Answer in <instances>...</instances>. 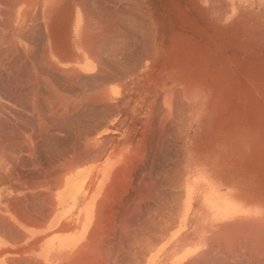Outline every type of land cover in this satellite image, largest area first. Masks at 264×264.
Listing matches in <instances>:
<instances>
[{
	"label": "crops",
	"instance_id": "1",
	"mask_svg": "<svg viewBox=\"0 0 264 264\" xmlns=\"http://www.w3.org/2000/svg\"><path fill=\"white\" fill-rule=\"evenodd\" d=\"M261 5L40 0L42 43L60 66L51 77L66 78L51 81L52 101L83 109L82 148L43 181L42 136L10 127L26 116L0 133V264H219L233 217L218 205L263 203L264 155L260 139L236 131L228 115L205 117L203 102L188 101V93L217 90L187 84L207 75L187 62L233 59L235 14L251 17ZM187 14H197L196 31L225 27L227 39L188 34ZM6 73L13 78L0 88L5 103L20 109L27 92L37 102L41 91L26 71Z\"/></svg>",
	"mask_w": 264,
	"mask_h": 264
},
{
	"label": "rangeland",
	"instance_id": "2",
	"mask_svg": "<svg viewBox=\"0 0 264 264\" xmlns=\"http://www.w3.org/2000/svg\"><path fill=\"white\" fill-rule=\"evenodd\" d=\"M38 5L40 0H0V88L5 80L13 78L6 76L9 74L6 72L23 70L27 72L25 78L27 84H36L41 91L37 94V102L33 98L34 94L27 92V101L23 103V107L15 109L4 102L1 98L2 89H0V133H3L4 128L9 127V121H14L19 116H26L25 125L13 124L10 127H21L27 132L36 128L42 136L43 156L38 159L41 160V173L37 172V179L41 177L45 181L51 179L52 171L61 170L64 165L70 163L72 160L70 154L81 150L83 109L71 108L65 106V103L57 104L52 101V97L57 94L52 93L51 81L60 83L65 82L66 78L51 77L52 71L59 69L60 66L51 60L42 43L43 34L36 12ZM261 12H264V5H261L258 13L251 14V17H247V14L242 17V13H236L233 35H230L231 29L229 30V37L233 36L234 45L228 46L229 51H227L228 56H233V59L187 62V68H202L207 75L187 77L186 83L205 85L208 86L207 88L217 90L188 93L187 99L203 102L200 107L205 117L218 115L221 121L228 115L233 119L236 131L242 126L244 132L248 133L257 144L260 139L261 153L263 149L264 155V13ZM187 16L188 34L200 36L201 32L205 37L212 32L218 39H227L225 27L223 30L218 28L196 31L195 28L201 26L195 18L197 14H187ZM218 20L219 26H225V18ZM174 23L178 24V20L175 19ZM225 49L226 45L219 46L217 52ZM227 52L224 51L223 57L227 55ZM169 79L170 83L178 84L179 78ZM35 120L39 123L30 124V121ZM27 169L29 182L34 179L35 174L29 171V167ZM61 175L62 173H59V176ZM218 212L222 216L233 217L229 222L230 227L228 226L233 228L229 231L230 236L233 235L232 238L229 236L233 242L229 245H226L225 239L224 242H220L219 264L221 262L222 264H260L262 259L253 260L249 255L251 247H255V245L252 246L253 241L256 240L249 233L253 232L254 228L258 229L260 222L264 219L262 196L260 206L258 203L243 207L239 203L233 207L218 205ZM222 232H226L225 226H220V234ZM248 240L250 244H246ZM230 254L233 255L231 256L233 261L229 258Z\"/></svg>",
	"mask_w": 264,
	"mask_h": 264
},
{
	"label": "bare ground",
	"instance_id": "3",
	"mask_svg": "<svg viewBox=\"0 0 264 264\" xmlns=\"http://www.w3.org/2000/svg\"><path fill=\"white\" fill-rule=\"evenodd\" d=\"M257 1H259V4H262V5H264V0H257ZM232 2V1H231ZM235 3V2H234ZM236 4V3H235ZM4 11V10H3ZM222 11V10H221ZM238 12V11H237ZM262 14L264 13V12H261ZM256 18L258 17L257 15L255 16ZM259 19V18H258ZM261 25V24H260ZM263 25V24H262ZM264 26V25H263ZM256 28V27H255ZM249 29V28H248ZM247 29V30H248ZM260 29V28H259ZM251 31V30H250ZM250 34V33H249ZM255 35V34H254ZM246 36V35H245ZM264 37V36H263ZM233 38V37H232ZM256 38V37H255ZM93 52V51H92ZM91 52V53H92ZM97 52V51H96ZM53 91V90H52ZM55 91V90H54ZM56 92H57V90H56ZM57 94V93H56ZM58 95V94H57ZM59 97V96H58ZM63 98V97H62ZM56 99V98H55ZM53 100V99H52ZM55 101V100H54ZM59 101V100H58ZM53 107V106H52ZM47 109V108H46ZM56 117V116H55ZM35 133V132H34ZM31 136H33V135H31ZM73 165V164H72ZM70 166V165H69ZM28 187V186H27ZM120 187V186H119ZM109 188H111V187H109ZM106 189H108V187L106 188ZM107 191V190H106ZM109 191V190H108ZM116 191V190H115ZM105 196V195H104ZM103 196V197H104ZM110 197V196H109ZM115 199V198H114ZM103 200V199H102ZM107 200H108V198H107ZM110 201H111V199H110ZM8 202V201H7ZM103 202H105V201H103ZM118 202V201H117ZM109 203V202H108ZM121 203V202H120ZM100 204V203H99ZM101 204H103V203H101ZM100 204V205H101ZM106 204H107V202H106ZM103 207V206H102ZM101 209V208H100ZM105 209V208H104ZM99 210V209H98ZM238 212V211H237ZM105 213V212H104ZM108 214V213H107ZM106 214V215H107ZM111 214V213H110ZM101 216V215H100ZM99 216V217H100ZM113 217V216H112ZM110 218V217H109ZM98 219V218H97ZM99 220V219H98ZM103 224V223H102ZM243 224V223H242ZM109 225H112V224H109ZM244 225V224H243ZM253 225V224H252ZM252 225H251V227H252ZM95 226H98V225H95ZM104 226V225H103ZM225 226V225H224ZM241 226V225H240ZM94 227V226H93ZM92 227V228H93ZM226 227V226H225ZM228 227V226H227ZM226 227V228H227ZM230 227V226H229ZM228 227V228H229ZM234 227H235V225H234ZM244 227V226H243ZM232 228V227H231ZM231 228H229V231H231V230H233V228L231 229ZM254 228V227H253ZM94 229V228H93ZM98 229H100V228H98ZM111 229V228H110ZM236 229H237V226H236ZM250 230L252 229V228H249ZM257 229V228H256ZM255 228H254V230H253V232H250V233H252V234H250L249 233V235L251 236H253L254 237V240L255 241H253L252 242V240L253 239H251V242L253 243L252 244V246H254L255 245V247H251L252 248V250L251 251H249V255H250V257L253 259V260H259V259H262L263 261H264V219H262V221L260 222V224H259V226H258V229L256 230ZM235 230V229H234ZM241 230H242V227H241ZM251 230V231H252ZM92 231V230H91ZM236 231V230H235ZM93 232V231H92ZM233 232V231H232ZM240 232V231H239ZM231 233V232H230ZM234 233V232H233ZM244 233V232H243ZM239 234H241V233H239ZM246 234V233H245ZM244 234V235H245ZM104 235V234H103ZM101 236V235H100ZM225 236H227L226 234H225ZM229 236H230V234H229ZM228 236V237H229ZM235 236V235H234ZM108 237V236H107ZM223 237V236H222ZM232 237H233V235H232ZM231 237V238H232ZM94 239V238H93ZM230 239V238H229ZM231 240V239H230ZM98 241V240H97ZM218 241V240H217ZM99 242V241H98ZM231 242H233V239H232V241ZM236 243V242H235ZM238 243V242H237ZM231 244V243H230ZM246 244H250V242H249V240H248V242L246 243ZM100 245V244H99ZM105 245V244H104ZM229 245V244H228ZM232 245H233V243H232ZM229 247V246H228ZM99 248V247H98ZM107 248V247H106ZM226 248V247H225ZM253 248H255V249H253ZM228 250H229V248H228ZM250 250V249H249ZM94 251V250H93ZM218 251V250H217ZM88 252V251H87ZM102 252V251H101ZM213 252V251H212ZM236 252V251H235ZM89 253V252H88ZM99 253V252H98ZM229 253H231V252H229ZM237 253V252H236ZM92 254V253H91ZM91 254H89L90 256H91ZM97 254V253H96ZM217 254V253H216ZM83 255H85V254H83ZM236 255V254H235ZM93 256V255H92ZM97 256V255H96ZM101 256V255H100ZM218 256V255H217ZM231 256H233V255H231L230 254V260H232L231 259ZM238 256H239V254H238ZM237 256V257H238ZM83 257V256H82ZM98 257V256H97ZM137 257V256H136ZM219 257V256H218ZM241 257V256H240ZM91 258V257H90ZM215 258V257H214ZM250 258V259H251ZM140 259V258H139ZM217 259H219V258H217ZM234 259H236V258H234ZM79 260V259H78ZM95 260V259H94ZM216 260V259H215ZM228 260V259H227ZM248 260V259H247ZM75 261V260H74ZM77 261V260H76ZM76 261H75V264H76ZM85 261V260H84ZM199 261H201L200 259H199ZM198 261V262H199ZM209 261H210V259H209ZM233 261V260H232ZM231 261V262H232ZM262 261V262H263ZM90 262H91V260H90ZM90 262H89V264H90ZM191 262H193V261H191ZM215 262V261H214ZM217 262V261H216ZM244 262V261H243ZM242 262V263H243ZM248 262V261H247ZM261 262V261H260ZM262 262L260 263V264H262ZM85 264H86V262H84ZM210 263V262H209ZM226 263V262H225ZM234 263V262H233ZM245 263H246V261H245ZM73 264V263H72ZM80 264V263H79ZM82 264V263H81ZM88 264V263H87ZM192 264V263H191ZM199 264V263H198ZM204 264H207L206 263V261L204 262ZM221 264H222V262H221ZM230 264V263H229ZM232 264V263H231ZM258 264V263H257Z\"/></svg>",
	"mask_w": 264,
	"mask_h": 264
}]
</instances>
